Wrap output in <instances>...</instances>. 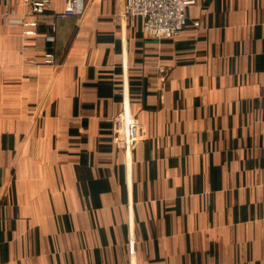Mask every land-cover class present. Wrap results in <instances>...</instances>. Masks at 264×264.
Returning <instances> with one entry per match:
<instances>
[{"label": "crops", "instance_id": "0c3cea01", "mask_svg": "<svg viewBox=\"0 0 264 264\" xmlns=\"http://www.w3.org/2000/svg\"><path fill=\"white\" fill-rule=\"evenodd\" d=\"M67 3L24 36L0 0V264H264V0H196L170 39Z\"/></svg>", "mask_w": 264, "mask_h": 264}, {"label": "built area", "instance_id": "2783aa9c", "mask_svg": "<svg viewBox=\"0 0 264 264\" xmlns=\"http://www.w3.org/2000/svg\"><path fill=\"white\" fill-rule=\"evenodd\" d=\"M26 7V18H12L10 23L21 26L25 35L36 32V16L45 11L52 0H22ZM79 0H68L67 7L60 16H71ZM122 14L126 17H136L143 20L144 31L159 39H170L179 34L188 25L186 11L194 5L196 0H122ZM31 19V20H30ZM198 25L197 22L194 23ZM53 38H50L52 40ZM47 61L52 62L53 57L46 54ZM125 136H136L135 124L129 123L124 129Z\"/></svg>", "mask_w": 264, "mask_h": 264}, {"label": "rangeland", "instance_id": "374dc122", "mask_svg": "<svg viewBox=\"0 0 264 264\" xmlns=\"http://www.w3.org/2000/svg\"><path fill=\"white\" fill-rule=\"evenodd\" d=\"M83 1L84 0H79L78 1V3H79V6H80V4L82 3L83 4ZM5 3H7L8 5L11 3V0H5ZM48 8V7H47ZM46 8V9H47ZM13 9V8H12ZM11 8H9V9H7V11L5 10L4 11V13L2 14V15H4V16H10V14L12 13L11 12V10H12ZM45 9V10H46ZM76 10H80V8H77V9H75V13L73 14V15H76ZM42 14V13H41ZM41 14H37V15H35L36 16V18L38 17V16H40ZM73 15H71V16H73ZM35 18V19H36ZM10 20V19H9ZM7 21V20H6ZM9 25H11V26H18V25H16V24H14V23H9ZM8 24L6 25V30H7V32H6V34H3V37L5 38V40H6V43L4 44V45H2V44H0V50H12V48H11V41H12V37H13V28H10V26H9ZM38 26V25H37ZM36 26V27H37ZM22 28V27H21ZM22 33H23V35L24 36H32V35H25L24 34V30L22 29ZM50 40V39H49ZM51 42L53 41V39L52 40H50ZM46 54H48V55H51L52 57H53V61L52 62H46L47 61V58H46ZM46 54L44 55V64H47V65H53L54 64V61H55V56H54V54L52 53V52H50V51H48V52H46ZM9 58H10V56H8ZM3 62L4 61H1L0 60V68L2 67V64H3ZM7 64V63H6ZM7 72V74H8V76L7 77H3L4 79H6L7 80V83H6V87L4 86V87H0V96H3L5 99L6 98H10L11 96H12V94H13V84L15 83V80H14V78H12V76H13V72L12 71H5V73ZM27 81H24V84L26 83ZM27 87H20V91H24L23 93L22 92H20V97L22 96V98H24V101L26 102L25 103V105L27 104V102H28V99H26L27 98V95H26V93L27 92H25V90L27 91ZM14 95H18V92H17V90H16V92H15V94ZM27 100V101H26ZM0 101H2V99H0ZM2 106H3V104L2 103H0V110H11L12 109V107H11V105H9L7 108H2Z\"/></svg>", "mask_w": 264, "mask_h": 264}]
</instances>
